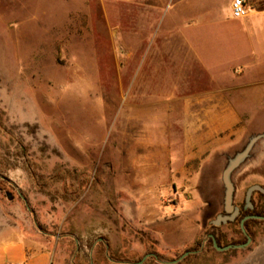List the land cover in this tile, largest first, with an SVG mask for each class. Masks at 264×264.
<instances>
[{
	"label": "rangeland",
	"instance_id": "obj_1",
	"mask_svg": "<svg viewBox=\"0 0 264 264\" xmlns=\"http://www.w3.org/2000/svg\"><path fill=\"white\" fill-rule=\"evenodd\" d=\"M176 3L0 0V233L49 243L60 264H244L264 247V220L243 249L209 237L247 242L264 120L209 119L197 98L210 79L178 53ZM260 135L232 174L240 216L213 226L228 215L224 170Z\"/></svg>",
	"mask_w": 264,
	"mask_h": 264
},
{
	"label": "crops",
	"instance_id": "obj_2",
	"mask_svg": "<svg viewBox=\"0 0 264 264\" xmlns=\"http://www.w3.org/2000/svg\"><path fill=\"white\" fill-rule=\"evenodd\" d=\"M107 1L150 4L156 0ZM159 1L160 8L166 5L167 0ZM233 1L226 0L221 9L219 0H176L173 16L178 21V53L189 51L210 79L208 91L197 103L207 104L209 119L224 122L221 127L247 114L264 120V0H246L249 14L244 18L233 16ZM216 53L223 57L222 63L212 60ZM248 99L259 108L244 109L242 103ZM17 263L60 264L49 243L0 233V264ZM244 264H264V247L254 250Z\"/></svg>",
	"mask_w": 264,
	"mask_h": 264
},
{
	"label": "water",
	"instance_id": "obj_3",
	"mask_svg": "<svg viewBox=\"0 0 264 264\" xmlns=\"http://www.w3.org/2000/svg\"><path fill=\"white\" fill-rule=\"evenodd\" d=\"M262 137H263L262 135L253 137L249 142V144L247 145V147L245 148V150L237 154L233 159H231L228 166L224 170L223 173V182L225 186L224 206H225V211L228 213V215H219L217 219L212 222L213 225L221 226L224 223L234 222L240 215V208L234 206L235 187L232 181V174L238 167H240L245 162V160L249 157L251 151L253 150L256 142ZM256 192H260L264 194V187L259 184H255L248 189L246 195V206L252 210L254 209V204L252 202V199ZM251 219L264 220V216L251 214L244 217L241 220V229L244 232V234L247 236L246 243L220 246L218 244L216 236L214 234H210L209 237L213 240L214 247L220 252H226L231 249H243L248 247L252 243V237L248 234L245 224L248 220ZM189 253H187L186 255H188Z\"/></svg>",
	"mask_w": 264,
	"mask_h": 264
},
{
	"label": "trees",
	"instance_id": "obj_4",
	"mask_svg": "<svg viewBox=\"0 0 264 264\" xmlns=\"http://www.w3.org/2000/svg\"><path fill=\"white\" fill-rule=\"evenodd\" d=\"M256 193H259L260 194V196L262 197V198H264V194L263 193H260V192H256ZM255 193V194H256ZM254 194V195H255ZM252 202H253V204L255 205V208L252 210V209H250V208H248L247 206H245L246 207V209L247 210H249L248 211V213L246 214V215H244V216H242L241 217V220L244 218V217H246V216H248V215H251V214H257V215H260V216H264V207H262V210L261 211H258V209H259V207L257 206V204H255V202H254V196H253V199H252ZM240 214H241V210H240ZM240 216V215H239ZM238 216V217H239ZM238 219V218H237ZM237 219L235 220V221H237ZM241 220H240V227H241ZM234 221V222H235ZM255 221H258V220H255V219H251V220H248L247 222H246V224H245V227H246V230H247V232H248V230H249V225H250V223L251 222H255ZM229 223H233V222H229ZM213 226H215V225H213ZM215 227H217V226H215ZM242 230V229H241ZM244 233V232H243ZM249 234V233H248ZM214 235L216 236V238H217V241H218V244L221 246V243H220V241H219V237H218V235L216 234V233H214ZM246 236V235H245ZM246 238H247V236H246ZM211 239V238H210ZM211 242H212V244H213V240L211 239ZM246 243V242H245ZM244 244V243H243ZM214 246V245H213ZM215 248V247H214Z\"/></svg>",
	"mask_w": 264,
	"mask_h": 264
},
{
	"label": "built area",
	"instance_id": "obj_5",
	"mask_svg": "<svg viewBox=\"0 0 264 264\" xmlns=\"http://www.w3.org/2000/svg\"><path fill=\"white\" fill-rule=\"evenodd\" d=\"M232 12L235 18H244L249 14V6L246 0H234L232 3ZM23 264V263H17Z\"/></svg>",
	"mask_w": 264,
	"mask_h": 264
},
{
	"label": "flooded vegetation",
	"instance_id": "obj_6",
	"mask_svg": "<svg viewBox=\"0 0 264 264\" xmlns=\"http://www.w3.org/2000/svg\"><path fill=\"white\" fill-rule=\"evenodd\" d=\"M254 208H255V205H254Z\"/></svg>",
	"mask_w": 264,
	"mask_h": 264
}]
</instances>
